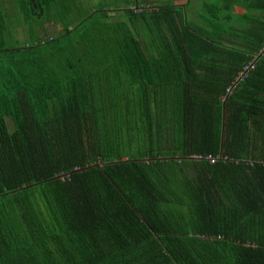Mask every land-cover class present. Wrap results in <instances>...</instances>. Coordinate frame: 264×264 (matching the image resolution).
<instances>
[{
  "label": "trees",
  "instance_id": "16d2710c",
  "mask_svg": "<svg viewBox=\"0 0 264 264\" xmlns=\"http://www.w3.org/2000/svg\"><path fill=\"white\" fill-rule=\"evenodd\" d=\"M140 2L0 9V264H264V0Z\"/></svg>",
  "mask_w": 264,
  "mask_h": 264
},
{
  "label": "rangeland",
  "instance_id": "374dc122",
  "mask_svg": "<svg viewBox=\"0 0 264 264\" xmlns=\"http://www.w3.org/2000/svg\"><path fill=\"white\" fill-rule=\"evenodd\" d=\"M140 1L147 5L149 3L162 4L167 1L174 4L175 2L179 3L181 0H139V2ZM197 1L202 3L200 0H190L191 3L188 4L190 8L197 4ZM60 2L62 6H67L62 9L65 17L60 18L58 11L53 9L51 15H46L40 20L37 19L26 22L28 20L18 11L16 0H0V9L6 14L8 24L11 27V38L13 39L10 42L14 45L23 46L30 44L38 38H42L43 40L55 38L62 34L63 30L61 27L67 23L74 24L75 21L87 18L98 10L111 12V10L116 9V0H60ZM183 2L186 3L187 1L185 2L184 0ZM111 13L110 17H113ZM189 21L191 22V20ZM191 23L200 25L199 20H192ZM88 24L91 25L92 23L89 22ZM41 25H45V27Z\"/></svg>",
  "mask_w": 264,
  "mask_h": 264
},
{
  "label": "crops",
  "instance_id": "0c3cea01",
  "mask_svg": "<svg viewBox=\"0 0 264 264\" xmlns=\"http://www.w3.org/2000/svg\"><path fill=\"white\" fill-rule=\"evenodd\" d=\"M184 0H181L179 3H174V5H182V4H184V5H186V8H185V11H186V13H187V17H188V19L189 20H197L198 19V16H199V11H200V9H201V3H199L198 1H197V4H195L194 6H191V8H190V6L188 5V4H190L191 2H190V0H185V2L186 3H184L183 2ZM201 2H204V3H208V2H210V0H200ZM168 2V1H167ZM196 6H197V8H196ZM196 11H197V14H196ZM113 15V14H112Z\"/></svg>",
  "mask_w": 264,
  "mask_h": 264
},
{
  "label": "built area",
  "instance_id": "2783aa9c",
  "mask_svg": "<svg viewBox=\"0 0 264 264\" xmlns=\"http://www.w3.org/2000/svg\"><path fill=\"white\" fill-rule=\"evenodd\" d=\"M197 158H198V159H201V157H199V156H197ZM206 159H207L211 164L215 163V161H216V159L213 158V157H211V156H207Z\"/></svg>",
  "mask_w": 264,
  "mask_h": 264
},
{
  "label": "water",
  "instance_id": "95a60500",
  "mask_svg": "<svg viewBox=\"0 0 264 264\" xmlns=\"http://www.w3.org/2000/svg\"><path fill=\"white\" fill-rule=\"evenodd\" d=\"M92 167V166H91ZM91 167H86L85 169H89V168H91ZM55 178H59V177H55Z\"/></svg>",
  "mask_w": 264,
  "mask_h": 264
}]
</instances>
